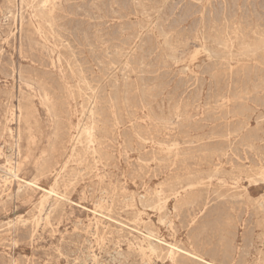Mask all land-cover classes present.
<instances>
[{"label": "rangeland", "instance_id": "374dc122", "mask_svg": "<svg viewBox=\"0 0 264 264\" xmlns=\"http://www.w3.org/2000/svg\"><path fill=\"white\" fill-rule=\"evenodd\" d=\"M48 1L0 0V264H264V0ZM80 73L119 122L56 182Z\"/></svg>", "mask_w": 264, "mask_h": 264}, {"label": "bare ground", "instance_id": "6f19581e", "mask_svg": "<svg viewBox=\"0 0 264 264\" xmlns=\"http://www.w3.org/2000/svg\"><path fill=\"white\" fill-rule=\"evenodd\" d=\"M48 1V0H47ZM50 1V0H49ZM48 1V2H49ZM63 1V0H62ZM42 2V1H41ZM47 2V3H48ZM51 3V2H50ZM60 4V3H59ZM62 5V4H61ZM60 5V6H61ZM59 6V7H60ZM35 7V6H34ZM41 7V6H40ZM46 9V8H44ZM60 9V8H59ZM58 9V10H59ZM51 10V9H50ZM36 13L37 11L34 10ZM42 12V11H41ZM55 13V12H54ZM52 14V13H50ZM49 14V15H50ZM57 14V13H56ZM51 17V16H49ZM40 20V19H38ZM44 20V19H43ZM261 20V19H260ZM41 22V21H40ZM250 22V21H248ZM257 22V21H256ZM263 22V21H262ZM49 23V22H48ZM251 25V24H250ZM44 26V25H43ZM40 27V26H39ZM42 27V26H41ZM48 27V26H47ZM50 27V26H49ZM36 29V28H35ZM249 31V30H248ZM260 31V30H259ZM48 32V31H47ZM264 32V31H263ZM30 33V32H29ZM49 34V32H48ZM250 34V33H249ZM261 34V33H260ZM30 35V34H29ZM43 35V34H42ZM263 35V34H262ZM33 36V34H32ZM31 36V37H32ZM50 37V36H49ZM48 37V38H49ZM236 37V36H235ZM258 37V36H257ZM239 38V37H238ZM240 39V38H239ZM242 39V38H241ZM246 39V38H245ZM251 39V38H250ZM249 40V39H248ZM234 42V41H233ZM122 49V48H121ZM262 49V48H261ZM52 50V49H51ZM107 50V49H106ZM108 51V50H107ZM122 51V50H121ZM260 51V50H259ZM54 52V51H53ZM106 53V52H105ZM108 54V53H107ZM124 54V53H123ZM120 57V56H119ZM127 57V56H126ZM251 57V56H250ZM118 58V57H117ZM251 59V58H250ZM78 60V59H77ZM117 60V59H116ZM104 61V60H103ZM106 61V60H105ZM126 61V60H125ZM61 62V61H60ZM263 62V61H262ZM124 63V62H123ZM247 63V62H246ZM128 64V63H127ZM254 64V63H253ZM264 64V63H263ZM58 66V65H57ZM127 66V65H126ZM129 66V65H128ZM259 66V65H258ZM63 67V66H62ZM58 68V67H57ZM68 68V67H67ZM109 68V67H108ZM264 68V67H263ZM77 69V68H76ZM110 69V68H109ZM108 69V70H109ZM258 69V68H257ZM64 71V70H63ZM255 72V71H254ZM258 72V71H257ZM263 72V71H260ZM64 73V72H63ZM114 74V73H113ZM92 76V75H91ZM258 76V75H257ZM64 77V76H63ZM77 85L80 88V91L84 94V100L82 103L81 110L76 117L69 118L68 121V128L67 131V140L62 141L61 143V150H59L60 155L59 159L56 161V165H54V169L51 170L49 173H53L55 175V181L58 182L59 178L63 177L67 169L70 168L72 163H77L78 165L84 160L89 159L90 161L93 160L96 165L103 162V151L105 150L107 140H109L110 135V126L111 121L119 122L118 118L115 115L113 108L109 105L107 108H110V111H106L105 104L106 102L110 103L111 100L106 98L103 94V90L100 86L92 85L86 76L80 73ZM102 77V76H101ZM108 77V76H107ZM111 77V76H110ZM256 77V76H255ZM75 78V77H74ZM73 78V79H74ZM260 78V77H258ZM65 79V78H64ZM264 79V78H263ZM106 80V79H105ZM109 80V79H108ZM71 81V80H70ZM107 81V80H106ZM69 82V81H68ZM73 82V81H72ZM262 82V81H261ZM107 83V82H106ZM122 84V83H121ZM120 85V84H119ZM122 86V85H121ZM67 87V86H66ZM138 87V86H137ZM39 89V88H38ZM46 89V88H45ZM49 89V88H47ZM123 90V89H122ZM138 90V89H137ZM41 91V90H40ZM42 92V91H41ZM75 92V91H74ZM51 93V91H50ZM69 94V92H67ZM137 93V92H136ZM52 94V93H51ZM75 94V93H74ZM54 95V94H53ZM73 95V93H72ZM82 96V95H81ZM107 96V95H106ZM44 97V96H43ZM50 97V96H49ZM53 97V96H52ZM55 97V96H54ZM108 97V96H107ZM50 99V98H49ZM74 99V98H73ZM51 100V99H50ZM53 100V99H52ZM66 100V99H65ZM81 100V99H80ZM55 101V100H53ZM121 103V102H120ZM79 105V104H78ZM53 106V105H52ZM67 107V106H66ZM75 107V106H74ZM125 108V107H124ZM30 110V109H28ZM30 112V111H28ZM35 112V111H34ZM51 113V112H50ZM29 114V113H28ZM127 114V113H126ZM30 116V115H29ZM136 117V116H135ZM37 119V118H36ZM138 119V118H137ZM139 120V119H138ZM126 121V120H125ZM34 123V122H33ZM125 124V123H124ZM115 125V124H114ZM128 125V124H127ZM133 126V125H132ZM242 126V125H241ZM239 126V127H241ZM36 127V126H35ZM243 128V127H242ZM126 129V128H124ZM124 133V132H123ZM116 137V136H114ZM119 137V136H118ZM124 138V137H123ZM140 139L142 137L140 136ZM127 140V139H126ZM116 141V140H115ZM145 143V142H144ZM113 145V144H112ZM123 145V144H122ZM125 145V144H124ZM108 146V145H107ZM119 146V145H118ZM44 153V152H43ZM107 153V152H106ZM113 153V151H112ZM50 154V153H49ZM57 154V153H56ZM105 154V152H104ZM56 156V155H55ZM108 156V154H107ZM105 157V156H104ZM7 162V161H6ZM106 162V161H105ZM52 164V163H51ZM83 164V163H82ZM94 164V165H95ZM105 164V163H104ZM93 165V164H92ZM81 166V165H80ZM53 167V166H52ZM103 168V167H102ZM260 180H253L252 182L255 185L262 186L260 183L264 184V166L261 165L260 167ZM11 170V169H10ZM70 170V169H69ZM77 170V169H76ZM216 171V170H215ZM214 171V172H215ZM96 172V171H94ZM101 172V171H100ZM217 172V171H216ZM14 173V172H13ZM69 173V172H68ZM73 173V172H71ZM70 173V174H71ZM97 173V172H96ZM44 174V172L42 173ZM16 177H19L18 173L13 174ZM69 175V174H68ZM67 175V176H68ZM198 179V178H197ZM254 179V178H253ZM102 181V180H101ZM195 181V180H194ZM251 182V181H250ZM9 184V183H8ZM33 185V184H32ZM30 185V186H32ZM237 185V184H236ZM55 186L51 187V190H46L47 192L44 193L43 198L40 201V208L41 210H45V204L48 203L53 197V193L57 191L54 188ZM22 188V187H20ZM32 188V187H31ZM237 188V187H236ZM252 190H256L258 187L253 188ZM247 189V188H246ZM244 190V189H243ZM248 193L249 199L252 196L251 189L246 191ZM237 195V193L235 194ZM240 195V194H239ZM61 198V197H60ZM237 198V197H235ZM238 199V198H237ZM243 199V198H242ZM248 199V198H247ZM58 200V199H57ZM209 202H205L203 207L200 209L204 211ZM49 206V204H46ZM256 205L258 208L264 207V194L258 198L256 201ZM47 210V209H46ZM48 213V212H47ZM49 215V214H48ZM47 220V219H46ZM98 220V219H97ZM34 222V221H33ZM105 232V231H104ZM142 235V234H141ZM148 236V235H147ZM150 238V237H148ZM159 243V242H158ZM142 245V243H141ZM155 245V244H153ZM159 245V244H158ZM161 246V245H160ZM168 246V245H167ZM157 247V246H156ZM171 247V246H170ZM148 248V247H147ZM153 248V247H152ZM158 248V247H157ZM164 248V247H163ZM141 249V248H140ZM145 248H143L144 250ZM156 249V248H155ZM170 249V248H169ZM142 250V249H141ZM147 250V249H146ZM175 250V249H174ZM172 250H170L171 252ZM168 253V252H167ZM214 264V263H213Z\"/></svg>", "mask_w": 264, "mask_h": 264}]
</instances>
